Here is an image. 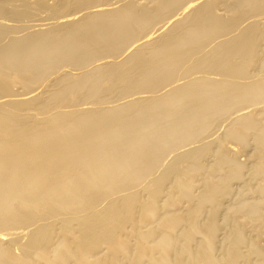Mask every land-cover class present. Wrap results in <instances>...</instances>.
<instances>
[{"label":"bare ground","instance_id":"obj_1","mask_svg":"<svg viewBox=\"0 0 264 264\" xmlns=\"http://www.w3.org/2000/svg\"><path fill=\"white\" fill-rule=\"evenodd\" d=\"M263 18L0 0V264H264Z\"/></svg>","mask_w":264,"mask_h":264},{"label":"rangeland","instance_id":"obj_2","mask_svg":"<svg viewBox=\"0 0 264 264\" xmlns=\"http://www.w3.org/2000/svg\"><path fill=\"white\" fill-rule=\"evenodd\" d=\"M252 19H256V18L253 17ZM252 19H251V20H252ZM263 19H264V18H263ZM263 19H262V20H263ZM247 21H248V20H247ZM247 21H246V22H247ZM249 21H250V20H249ZM249 21H248V22H249ZM246 24H247V23H246ZM246 24L244 23V25H246ZM244 25L242 24V26H244ZM208 50H209V48H207L206 51H208ZM197 56H198L197 58H198V60H199V59H200L199 56H203V53H201L200 55L198 54ZM195 57H196V56H195ZM195 57H194V59H196ZM194 59H192V60L194 61ZM198 60L196 61L197 63H198ZM199 61H200V62L203 61L202 58H201V60H199ZM196 62L194 61L193 63L196 64ZM191 63H192V61H191ZM191 63H189V65H192V64H193V63H192V64H191ZM207 69H209V68H207ZM197 73H199V72H197ZM197 73H195V74H197ZM201 73H202V72H201ZM195 74H194V75H195ZM262 74H263V73H262ZM263 75H264V74H263ZM259 76H261V75L259 74ZM190 77H191V76H190ZM192 77H193V75H192ZM192 77H191V78H192ZM215 77H217V78H222V77H220V76H218V75H215ZM185 80H186V79H185ZM241 80H243V79H241ZM182 81H184V80H182ZM51 82H52V81H51ZM51 82H50V83H51ZM50 90H51V87H50ZM143 94H144V93H143ZM150 94H151V93H150ZM150 94H149V95H150ZM145 95H146V94H145ZM110 97H111V96H110ZM110 97H108V98H110ZM112 98H113V97H111V99H112ZM115 98H116V97H115ZM118 98H119V97H118ZM106 99H107V98H106ZM106 99H105V100H106ZM113 99H114V98H113ZM121 100H122V99H121ZM123 100H125V99H123ZM123 100H122V101H123ZM106 102H107V101H106ZM112 103L114 104V102H110V101H109V102H107V103H105V104L103 103V105L101 104V106H104V105H105V106H108V105L113 106V105H111ZM118 103H119V102L116 101V104H118ZM116 104H115V105H116ZM99 105H100V104H99ZM52 106L55 107L54 105H52ZM52 106H50L49 108H51ZM97 106H98V105H97ZM257 106H258V105H257ZM259 106H261V105H259ZM240 107H241V105H240ZM254 107H255V106H254ZM66 108H67V110H68V109H75V107H74V108L66 107ZM252 108H253V107H252ZM63 109L65 110V107L60 108L59 110H63ZM250 109H251V107H250ZM56 110H58V109H54V111H56ZM225 125H226V123L223 124V125L221 126V129H222V128L225 129V127H226ZM223 126H224V127H223ZM197 142H198V140L195 141L194 143H190L191 145L188 144L187 147H186V149H190V148H192V147L198 146L197 144H199V143H197ZM195 143H197V144H195ZM182 148H184V147H181L180 150H182ZM182 151H183V150H182ZM174 153H175V152H174ZM173 155H175V154H173V152H172V154H170V155H169L170 157H168V158H172Z\"/></svg>","mask_w":264,"mask_h":264}]
</instances>
